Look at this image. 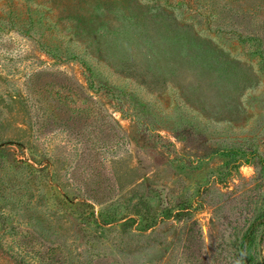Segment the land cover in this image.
Listing matches in <instances>:
<instances>
[{
	"label": "rangeland",
	"instance_id": "obj_1",
	"mask_svg": "<svg viewBox=\"0 0 264 264\" xmlns=\"http://www.w3.org/2000/svg\"><path fill=\"white\" fill-rule=\"evenodd\" d=\"M0 264H264V0H0Z\"/></svg>",
	"mask_w": 264,
	"mask_h": 264
},
{
	"label": "trees",
	"instance_id": "obj_2",
	"mask_svg": "<svg viewBox=\"0 0 264 264\" xmlns=\"http://www.w3.org/2000/svg\"><path fill=\"white\" fill-rule=\"evenodd\" d=\"M114 221V220H113Z\"/></svg>",
	"mask_w": 264,
	"mask_h": 264
}]
</instances>
